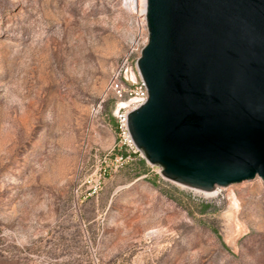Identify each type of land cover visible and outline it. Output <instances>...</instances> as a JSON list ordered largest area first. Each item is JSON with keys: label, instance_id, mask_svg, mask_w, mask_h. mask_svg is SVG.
I'll use <instances>...</instances> for the list:
<instances>
[{"label": "rangeland", "instance_id": "rangeland-1", "mask_svg": "<svg viewBox=\"0 0 264 264\" xmlns=\"http://www.w3.org/2000/svg\"><path fill=\"white\" fill-rule=\"evenodd\" d=\"M144 21L128 0H0V264H264L258 177L206 195L136 157L79 193Z\"/></svg>", "mask_w": 264, "mask_h": 264}, {"label": "water", "instance_id": "water-1", "mask_svg": "<svg viewBox=\"0 0 264 264\" xmlns=\"http://www.w3.org/2000/svg\"><path fill=\"white\" fill-rule=\"evenodd\" d=\"M144 13L147 98L126 118L143 159L193 190L264 183V0H145Z\"/></svg>", "mask_w": 264, "mask_h": 264}, {"label": "built area", "instance_id": "built-area-1", "mask_svg": "<svg viewBox=\"0 0 264 264\" xmlns=\"http://www.w3.org/2000/svg\"><path fill=\"white\" fill-rule=\"evenodd\" d=\"M142 47L134 49L137 53L134 62H128V57H125L109 79L108 87L116 101L114 117L117 141L102 157L98 166L83 176L79 184V193L84 199L96 196L110 173L132 162L136 157L143 158L133 144L126 122L127 114L147 98L145 86L136 67V60Z\"/></svg>", "mask_w": 264, "mask_h": 264}, {"label": "bare ground", "instance_id": "bare-ground-1", "mask_svg": "<svg viewBox=\"0 0 264 264\" xmlns=\"http://www.w3.org/2000/svg\"><path fill=\"white\" fill-rule=\"evenodd\" d=\"M128 4L131 6V8L133 10H139V11H142L144 13L145 0H128ZM144 15H145V13H144ZM144 24H145V21H144ZM217 188H219V187H217ZM217 188H215L213 191H209V192H206V191H200V192H203L206 195H215L217 193ZM196 191H199V190H196Z\"/></svg>", "mask_w": 264, "mask_h": 264}]
</instances>
